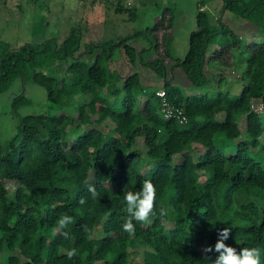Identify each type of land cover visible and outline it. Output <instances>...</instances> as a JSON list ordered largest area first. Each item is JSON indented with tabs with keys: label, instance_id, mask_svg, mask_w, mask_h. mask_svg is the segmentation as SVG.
I'll return each mask as SVG.
<instances>
[{
	"label": "trees",
	"instance_id": "obj_1",
	"mask_svg": "<svg viewBox=\"0 0 264 264\" xmlns=\"http://www.w3.org/2000/svg\"><path fill=\"white\" fill-rule=\"evenodd\" d=\"M219 2L218 12L243 16L260 40L240 41L219 16L212 19L197 4L181 58L170 54L173 13L167 6L150 24L116 40H80L73 25L59 42L50 37L12 48L0 42V92L13 79L32 81L43 88L46 108L18 112L21 90L10 99L13 133L0 144V249L15 252L6 256L7 264H212L218 253L203 249L214 248L226 227L227 245L237 252L259 248L264 264V139L258 138L264 137V0ZM138 35L148 39L151 58L142 60L140 49L126 43ZM116 45L128 62L163 76L161 86L144 88L137 72L121 77L111 69ZM240 48L247 56L234 96L223 90L182 94L170 82L179 67L200 85L208 80L205 64L229 66L232 51ZM156 88L185 121L160 115ZM257 102L260 109L253 107ZM104 119L112 123L108 130L89 125ZM145 179L156 186L157 215L150 224L134 221L130 235L121 227L128 215L123 189L140 190ZM89 184L101 193L97 200ZM81 197L86 204H79ZM61 214L73 217L63 230L56 224ZM135 247L140 260L128 257ZM71 248L78 254L69 259L65 250Z\"/></svg>",
	"mask_w": 264,
	"mask_h": 264
},
{
	"label": "rangeland",
	"instance_id": "obj_2",
	"mask_svg": "<svg viewBox=\"0 0 264 264\" xmlns=\"http://www.w3.org/2000/svg\"><path fill=\"white\" fill-rule=\"evenodd\" d=\"M197 4L199 8H205L212 19L219 16L220 20L237 34L240 41L260 40L261 35L252 31L243 16L227 9L218 12L219 0H0V42L6 43L10 48L22 43H36L50 37L59 42L73 25L80 28V40H116L150 24L161 7L167 6L173 13L170 54L181 58L187 47L188 34L195 29L194 14ZM117 6L122 10L116 11ZM129 10L132 12L129 13ZM125 41L140 49L142 60L152 57V49L144 36L126 37ZM212 45L206 46V54ZM232 54L234 63L229 66H218L211 61L205 64L204 72L208 80L200 85L191 84L179 67L172 69L173 77L170 82L177 86L182 94L205 92L212 95L216 90H223L234 96L243 81L240 72L247 52L240 48L233 50ZM109 67L121 77L132 71L137 72L140 83L147 89L161 86L164 80L163 76L159 77L150 67L136 60L128 62L121 45L113 47ZM165 75H169L168 64L165 65ZM20 90L24 99L17 107L18 112L33 113L46 109L45 93L41 86L29 80L21 84L18 79H13L9 86L0 92V144H4L13 133L14 118L9 105L11 97ZM254 107L258 108L256 105ZM259 113L264 116V108ZM90 117H94V114ZM94 124L102 130H108L112 126L108 119L89 123ZM237 124L238 128H243L241 117L237 118ZM84 125L85 123L81 126ZM258 138L263 141V134ZM261 164L264 167V160ZM7 186L12 188L10 183H7ZM9 253L15 252L5 247L0 249V264H7L6 256ZM140 253L141 249L130 248L128 257L140 260Z\"/></svg>",
	"mask_w": 264,
	"mask_h": 264
},
{
	"label": "clouds",
	"instance_id": "obj_3",
	"mask_svg": "<svg viewBox=\"0 0 264 264\" xmlns=\"http://www.w3.org/2000/svg\"><path fill=\"white\" fill-rule=\"evenodd\" d=\"M88 192L93 200L100 198L101 193H99L94 185L89 184L87 186ZM123 198L126 202L127 218L122 224V231L135 235L136 225L134 221L140 223L152 222V217L157 215L156 210V186L151 180H143L140 190H132L127 185L123 189ZM87 203L86 198L81 197L79 204L84 205ZM167 214L166 210L161 207L159 209L158 215L163 217ZM73 223V217L68 214H61L56 222L59 230L67 228ZM85 233L89 232L88 226H81ZM59 234L63 238H68L67 231H60ZM231 229L223 228L218 232V239L214 245L207 246L203 249L205 253L215 251L218 256L212 264H261V252L257 247H244L239 252L234 247H231L225 243V241L230 237ZM67 258L72 259L78 254V249L71 248L65 250Z\"/></svg>",
	"mask_w": 264,
	"mask_h": 264
},
{
	"label": "built area",
	"instance_id": "obj_4",
	"mask_svg": "<svg viewBox=\"0 0 264 264\" xmlns=\"http://www.w3.org/2000/svg\"><path fill=\"white\" fill-rule=\"evenodd\" d=\"M154 93L159 97V113L162 117H174L178 122L185 121V116L182 113V110L165 98L162 88H156ZM254 105L258 106V108H255ZM254 105V109H260L261 107L258 102Z\"/></svg>",
	"mask_w": 264,
	"mask_h": 264
},
{
	"label": "crops",
	"instance_id": "obj_5",
	"mask_svg": "<svg viewBox=\"0 0 264 264\" xmlns=\"http://www.w3.org/2000/svg\"><path fill=\"white\" fill-rule=\"evenodd\" d=\"M157 87H160V86H157Z\"/></svg>",
	"mask_w": 264,
	"mask_h": 264
}]
</instances>
